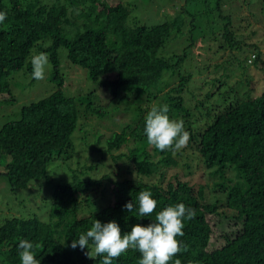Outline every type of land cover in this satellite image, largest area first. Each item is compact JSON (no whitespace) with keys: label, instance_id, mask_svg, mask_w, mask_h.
<instances>
[{"label":"trees","instance_id":"trees-1","mask_svg":"<svg viewBox=\"0 0 264 264\" xmlns=\"http://www.w3.org/2000/svg\"><path fill=\"white\" fill-rule=\"evenodd\" d=\"M230 1L238 24L229 12L205 35L186 24L184 8L148 26L130 19L125 0H0L7 13L0 24V104H11L0 120V190L15 195L38 187L45 209L39 218L10 207L0 220V264H20L21 239L34 243L40 264H102L106 254L96 255L91 241L84 250L70 247L94 220L115 221L123 236L179 203L196 210L177 237L188 248L175 257L181 264H264V0ZM40 52L49 56L44 80L55 89L18 107L11 81L32 86L31 58ZM63 64L84 70L112 98L94 96L95 89L66 96ZM165 104L190 133L178 152L157 150L144 134L147 113ZM113 109L130 122L102 130ZM200 167V178L221 180L211 192H224V203L207 185L195 188ZM140 191L157 201L145 217L124 209L130 201L138 207ZM208 215L233 224L217 237ZM140 258L130 248L113 264Z\"/></svg>","mask_w":264,"mask_h":264},{"label":"clouds","instance_id":"clouds-1","mask_svg":"<svg viewBox=\"0 0 264 264\" xmlns=\"http://www.w3.org/2000/svg\"><path fill=\"white\" fill-rule=\"evenodd\" d=\"M7 19V13L0 11V24ZM49 56L46 52H40L31 58V78L42 81L46 77L49 66ZM170 109L167 104L153 106L145 117L144 134L149 145L157 150L178 152L187 147L190 141V133L185 130L184 121L170 119ZM138 207L130 201L124 205V209L135 213L139 217L151 215L157 207V201L152 198L150 191H140L137 195ZM196 218V210L187 207L183 203L165 207L156 214L155 221L146 227L136 224L129 233L121 235L119 225L115 221L102 224L94 220L91 228L81 234L78 240H73L70 247L80 250L89 247V241L94 246L96 255L102 256V264H113V260L119 258L130 248L140 253L139 264H181L176 259L178 253L186 252L187 246L177 237H183L185 221ZM20 264H40L33 251L35 245L27 239H21L18 245ZM86 255L93 259L87 252Z\"/></svg>","mask_w":264,"mask_h":264},{"label":"rangeland","instance_id":"rangeland-1","mask_svg":"<svg viewBox=\"0 0 264 264\" xmlns=\"http://www.w3.org/2000/svg\"><path fill=\"white\" fill-rule=\"evenodd\" d=\"M127 1L130 11V19L137 21L139 24H144L148 26L156 25L166 21L167 19H172L182 8H184V12L187 16L186 24H194L197 27V30H204V34H211L213 31L217 29L218 26H221L220 17L228 14L229 12L233 15L232 19L235 24L239 22V14H234L233 3L230 0L228 2L220 4V1L226 0H125ZM185 20V17H184ZM211 21V26H208ZM213 23V25H212ZM190 26V25H189ZM264 47V44L262 45ZM64 55V54H63ZM62 59V58H61ZM62 59L61 61H63ZM65 68V72L62 71L63 77L65 80V84L68 85L65 88L66 96L68 97H77L80 94L86 93V91H93V95L101 96L106 98L107 100L111 99L112 97H105L103 91L100 88H94L93 85L89 82L87 73L72 65L63 64ZM80 69L75 74V70ZM70 73V74H69ZM256 74V73H253ZM256 81H258L257 76H255ZM14 88L12 95H14L15 99L17 100L18 107L21 105H26L31 102L38 101L46 96H48L53 90L55 89V85L53 83L47 82L46 80L42 81H35L32 86H29L27 81L22 82H14L11 81V88ZM12 92V91H11ZM128 93V92H127ZM136 93L129 94L130 101L137 102L138 100L135 97ZM120 95V94H119ZM137 95V94H136ZM141 97L139 100L145 99V95L138 96ZM11 107L10 103H2L0 104V120L4 121L8 115L9 108ZM115 110L113 115L110 117L111 119H107L106 123L101 122L100 126L103 129H107L110 131L111 129L116 128L118 130L119 126L129 123V115ZM121 112V113H119ZM105 124L106 128H105ZM86 128L91 132V127L88 125ZM93 141V140H92ZM91 141V142H92ZM94 142V141H93ZM83 150L86 151L87 148L82 146ZM202 167L195 169L193 172V181L198 185H207L208 189L211 192V187L215 183H220L221 180L216 177H210L209 174L205 173L201 176V169ZM232 177L233 173L230 174ZM56 175L54 174L51 176V180L54 179ZM229 177V176H228ZM238 181V178H237ZM237 185V184H236ZM238 186V185H237ZM32 190L27 191H20L18 193L11 194L9 191L0 190V220L4 217L6 218L9 214L10 207L14 206L17 211H19L21 216H32L35 215L37 217H45V209L43 208L42 202L44 199V193L41 192V189L38 187L31 188ZM217 191H213L211 193L216 195V198L220 200V202L224 203L225 193L219 192L220 189H216ZM103 193H98L97 197H101ZM14 214V212H13ZM15 215V214H14ZM210 224L217 227V237L222 234L230 225L233 223L231 221L220 220L214 216H207ZM239 227V225H236ZM214 227V228H215ZM234 227V225L232 226ZM223 243V242H222ZM219 244L221 241L219 240ZM1 262V261H0Z\"/></svg>","mask_w":264,"mask_h":264}]
</instances>
